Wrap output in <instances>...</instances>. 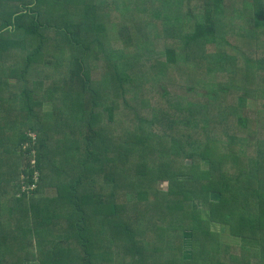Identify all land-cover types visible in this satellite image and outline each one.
Here are the masks:
<instances>
[{
    "label": "trees",
    "instance_id": "trees-1",
    "mask_svg": "<svg viewBox=\"0 0 264 264\" xmlns=\"http://www.w3.org/2000/svg\"><path fill=\"white\" fill-rule=\"evenodd\" d=\"M239 4L0 0V264H264V0Z\"/></svg>",
    "mask_w": 264,
    "mask_h": 264
},
{
    "label": "rangeland",
    "instance_id": "rangeland-1",
    "mask_svg": "<svg viewBox=\"0 0 264 264\" xmlns=\"http://www.w3.org/2000/svg\"><path fill=\"white\" fill-rule=\"evenodd\" d=\"M232 1H234V3L237 6V8H240L239 2L241 0H232ZM232 9H234V8H232ZM257 23H259V22H257ZM237 24L238 25L242 24L243 25L242 27L245 28V29H248V28L251 27L250 26L251 24L250 25L249 24H243L241 22H237ZM254 29H256L255 26H254ZM260 30H261V28L258 31H260ZM49 35L51 36V38L54 37V35L52 33L49 34ZM237 38L238 37L235 36L234 39L232 37H230L229 39H231V41L234 40L238 44V47H241V49L242 48L244 49L246 47V51H245V49H244V51H245L246 55H249L250 53L248 52V50L252 49V46L249 43H244V41H241V40H239V38L238 39ZM47 51H49V52L51 51V44H49V46L47 48ZM253 54H255V53H253ZM17 58H18V56H17ZM178 71L181 72V70H178ZM178 71H175V75H174L175 77L173 79L170 78V79L167 80L168 83L173 84V85H183V86L193 85V86H195V83L192 84L191 82H187L186 83L185 81H182L181 80V77H182L181 75L182 74L181 73L178 74ZM261 75H262V73H261ZM259 79L262 80L261 77ZM30 80L33 81L34 79L32 78ZM19 83L21 84L22 82L19 81ZM9 85L10 86L15 85V80L13 78H10ZM261 85L262 84H260V86ZM198 89H200L201 91L204 90L203 88H198ZM156 96H158V95H156ZM174 97L175 96H173V95H167L165 98H162V97L159 96V97H157V100L158 101L161 100V102L165 105L167 103V101L172 102V101L176 100ZM263 106H264V93H262V91H261V93H258L257 94L256 101H254L253 103L250 102L249 105H248V108L252 112H255V111L258 112V115H256L257 116V119H258V123L256 124V127L254 129H252L254 132H259V131L261 132L262 130H264V114L263 115L260 114L261 111H262V109H263ZM42 108H43L42 109L43 112L48 113L52 109V104L45 101L43 103V105H42ZM253 121H254V119H253ZM259 122H261V123H259ZM128 161L130 163H134L136 161V156H131V155L128 156ZM46 172L48 173L49 170L47 169ZM34 178H37V173H35ZM56 180H57L56 183L59 184L60 183V180L58 178H56ZM159 186H160L161 189H165L166 188V184L164 182H161L159 184ZM44 191H45V192H43L44 195H47L50 198L55 195V189L54 188H52V190H50V191L44 189ZM194 208H195V206H194ZM12 222L15 223V226L12 229L13 232H14L13 234H15L17 232H15L14 230L16 229L17 224H18V226H20L21 220L17 216L14 219H12ZM211 231L213 233L220 234V242L223 245H228V244L234 245V244H238L239 243V241L237 239L231 238L229 235H227V233L225 232V230H223L219 226L213 225V227L211 228ZM184 241H185V243H184L183 249H182L183 255L184 256H188L189 255V236L188 235H185V240ZM175 256L176 257L179 256L178 253H176Z\"/></svg>",
    "mask_w": 264,
    "mask_h": 264
}]
</instances>
